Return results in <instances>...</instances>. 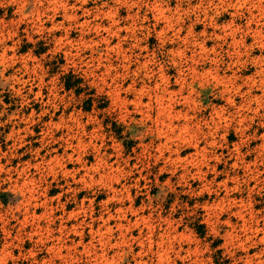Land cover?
Here are the masks:
<instances>
[{"label": "rangeland", "instance_id": "rangeland-1", "mask_svg": "<svg viewBox=\"0 0 264 264\" xmlns=\"http://www.w3.org/2000/svg\"><path fill=\"white\" fill-rule=\"evenodd\" d=\"M0 264H264V0H0Z\"/></svg>", "mask_w": 264, "mask_h": 264}, {"label": "trees", "instance_id": "trees-1", "mask_svg": "<svg viewBox=\"0 0 264 264\" xmlns=\"http://www.w3.org/2000/svg\"><path fill=\"white\" fill-rule=\"evenodd\" d=\"M66 86H67L68 89H71V88L75 87L76 84L74 82L70 81V80H67ZM77 91L80 92L81 91V88L78 87L77 88Z\"/></svg>", "mask_w": 264, "mask_h": 264}, {"label": "bare ground", "instance_id": "bare-ground-1", "mask_svg": "<svg viewBox=\"0 0 264 264\" xmlns=\"http://www.w3.org/2000/svg\"><path fill=\"white\" fill-rule=\"evenodd\" d=\"M161 14V13H160ZM166 104V103H165ZM168 110V109H167ZM171 113V112H170Z\"/></svg>", "mask_w": 264, "mask_h": 264}]
</instances>
